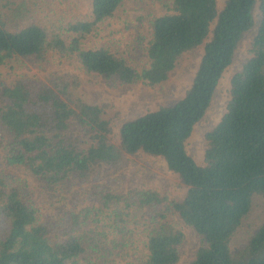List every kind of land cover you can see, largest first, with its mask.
I'll return each mask as SVG.
<instances>
[{
  "label": "trees",
  "instance_id": "1",
  "mask_svg": "<svg viewBox=\"0 0 264 264\" xmlns=\"http://www.w3.org/2000/svg\"><path fill=\"white\" fill-rule=\"evenodd\" d=\"M28 1L0 0V264H117L132 254L137 264H178L186 233L173 218L200 239L190 264H264V223L233 246L254 198L264 202V0H169L165 13L150 16L141 67L109 48L83 46L125 0H90L84 19L73 14L75 0ZM256 26L199 164L189 139ZM203 44L185 97L125 122L119 143L99 105L68 100L82 73L160 85ZM140 152L167 162L187 189L183 199L151 188L120 192L96 178ZM30 177L64 209L62 225L40 220ZM53 236L66 238L52 243Z\"/></svg>",
  "mask_w": 264,
  "mask_h": 264
},
{
  "label": "rangeland",
  "instance_id": "2",
  "mask_svg": "<svg viewBox=\"0 0 264 264\" xmlns=\"http://www.w3.org/2000/svg\"><path fill=\"white\" fill-rule=\"evenodd\" d=\"M23 2L24 0H3V4L9 5L25 4ZM30 3L32 4L33 0H30ZM168 3L169 0H125L114 17L102 24L100 31L83 39V46L86 48H109L126 57L133 65L141 67L146 63L142 46L150 41V21H152L150 16L165 13ZM89 7L90 0H75V6L72 8L73 14L75 17L84 19L88 16ZM256 17L259 18V11H257ZM256 30L257 26L246 35L241 43L235 63L226 71L221 80L212 106L205 118L196 125L193 135L189 139L188 151L199 164H205L204 158L208 148L206 134L220 123L226 113L230 100L231 80L234 73L240 71L247 61L248 50ZM142 38L140 43L139 39ZM204 53V44L187 52L171 72L169 80L155 87H150L141 82L132 84L114 82L99 75L82 73L79 85L72 90L71 99L68 100L84 99L99 105L104 111L103 118L109 122L111 127L110 137L115 143H119L120 128L125 122L136 119L161 106L175 104L185 97L186 92L193 84ZM28 66L32 70L36 69L31 64ZM25 70L27 71L28 68ZM129 158L128 165L123 169L104 171L103 168L96 174V178L109 188H116L120 192L135 187L151 188L173 198H184L187 189L182 185L178 175L169 170L167 162L162 157L140 152ZM27 180L30 199L40 209V220L52 226L62 225L64 223V216L62 215L64 209H56L55 199L47 196L43 184L32 177ZM92 183H94L93 177L89 184ZM173 221L180 224L186 233V245L178 264H190L196 249L200 245V239L193 228L187 227L178 218H173ZM263 223L264 202L262 198L256 196L251 214L245 219L234 237V249L239 250ZM65 238L53 236L50 241L58 243ZM134 256L132 254L127 259L119 258L117 264H129V261H125L134 259ZM130 262L137 264L138 260L135 258Z\"/></svg>",
  "mask_w": 264,
  "mask_h": 264
}]
</instances>
